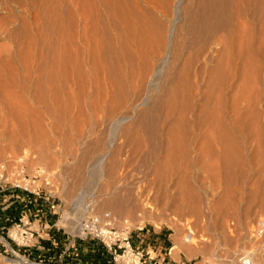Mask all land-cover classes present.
I'll return each mask as SVG.
<instances>
[{
  "label": "rangeland",
  "instance_id": "rangeland-1",
  "mask_svg": "<svg viewBox=\"0 0 264 264\" xmlns=\"http://www.w3.org/2000/svg\"><path fill=\"white\" fill-rule=\"evenodd\" d=\"M98 1L0 0V164L25 155L52 179L33 221L85 246L81 221L110 224L134 251L107 264H264V0H113L131 32ZM10 245L0 264H71Z\"/></svg>",
  "mask_w": 264,
  "mask_h": 264
},
{
  "label": "built area",
  "instance_id": "built-area-1",
  "mask_svg": "<svg viewBox=\"0 0 264 264\" xmlns=\"http://www.w3.org/2000/svg\"><path fill=\"white\" fill-rule=\"evenodd\" d=\"M28 157L22 155L18 158L8 157L0 164V197L3 199L2 205L12 199L15 193H18L26 199H34L37 208L43 209V204H48L52 197V183L50 173L39 166L29 165ZM54 210L53 207L49 208ZM55 213V211H52ZM34 222V221H33ZM34 225H31L28 218H21L3 228L2 233H5L10 241L6 240L4 236L0 235V244L2 247L17 256L18 254L10 245L21 246L24 248H33L37 245V230H34ZM262 227V225H261ZM262 229H257L255 232L256 236L261 235ZM185 241L190 242L193 237V233L190 229H186ZM12 232L18 235V240L12 237ZM78 237L82 240H92L98 242L106 251L113 255V259L117 262L120 255L118 251L124 249L125 253H133V248L130 244L128 235L122 232H118L110 227V224L101 225L96 218H88L80 223ZM172 247L168 249V255L171 254ZM136 259L139 264H144L145 260L143 255L136 253ZM238 264H254L253 257L250 253H242L238 257ZM169 264H197L192 261L181 260L178 262L170 261ZM203 264H217L216 261H206Z\"/></svg>",
  "mask_w": 264,
  "mask_h": 264
},
{
  "label": "crops",
  "instance_id": "crops-1",
  "mask_svg": "<svg viewBox=\"0 0 264 264\" xmlns=\"http://www.w3.org/2000/svg\"><path fill=\"white\" fill-rule=\"evenodd\" d=\"M41 212L42 210L37 208L34 199H26L22 195L15 193L14 197L0 209V231L5 227L10 226L12 222H15L16 220L28 218L30 222L32 221L31 224L34 225V230L38 231V240L35 247L22 248L20 250L21 253H24L27 257H33L41 262L52 263H59L62 260L68 259L71 264H81V262H83V264H107L105 261V254L108 253V251H106L98 242L90 240L92 241V245L85 246L80 242L75 243L74 239H68L65 241L59 239L55 231L51 230L50 220L39 222L36 219L33 222V217L31 216L36 214L41 219V216L38 215ZM58 240L62 242H59ZM85 247H88L87 249L90 250H101L102 254L98 253L95 256L96 259H87L85 256H82L86 251ZM92 256L94 255L92 254Z\"/></svg>",
  "mask_w": 264,
  "mask_h": 264
},
{
  "label": "bare ground",
  "instance_id": "bare-ground-1",
  "mask_svg": "<svg viewBox=\"0 0 264 264\" xmlns=\"http://www.w3.org/2000/svg\"><path fill=\"white\" fill-rule=\"evenodd\" d=\"M94 1H95V0H94ZM97 1H98V0H97ZM99 1H100V0H99ZM99 1H98V2H99ZM104 1H105V0H104ZM104 1H103V2H104ZM107 1H108V4H107V5H109L108 10L110 9L112 15L117 16L116 18L120 17V20L123 22V24H122L123 32H125L124 30H126V29H127L126 31L129 30V32H131V31H130V30H131V29H130V25L128 24V23H129V22H128V21H129V20H128V17H129V16L127 15V16H128V17H127V20H128V21H127L126 19L123 18V16H124L126 13H125V14L121 13L122 11L120 10V9H121L120 7H119V9H117V8H118V7H117L118 4H114V3L112 2L113 0H107ZM239 1H240V0H237L236 2L238 3ZM88 2H90V1H88ZM92 2H93V1H92ZM103 2H102V5H103ZM115 2H116V1H115ZM118 2H119V4L122 5V6H123V4H124V5L126 4V3H124V0H118ZM129 2H130V1H129ZM218 2L220 3V0H215V3H214L215 6H216V4H218ZM224 2H225V1H223V3H224ZM230 2H231V0H230ZM230 2H229V3H230ZM242 2H243V1H242ZM259 2H260V0H259ZM263 2H264V1H263ZM239 3H240V5H241V2H239ZM239 3H238V4H239ZM96 4H97V3H96ZM96 4H95V5H96ZM127 4H128V3H127ZM233 4H234V2H233ZM259 4H260V3H259ZM262 4H263V3H261V6H262ZM90 5H91V4H90ZM132 5H133V2H132ZM211 5H212V4H211ZM224 5H225V4H224ZM227 5H228V4H227ZM229 5H230V4H229ZM229 5H228V6H229ZM242 5H243V3H242ZM242 5H241V6H242ZM257 5H258V4H257ZM88 6H89V5H88ZM91 6L93 7V5H91ZM91 6H89L88 8H90ZM105 6H106V3H105ZM212 6H213V5H212ZM222 6H223V5H222ZM228 6L225 5L226 9H228V8L230 7V6H229V7H228ZM235 6H236V5H235ZM259 6H260V5H259ZM261 6H260V7H261ZM263 6H264V5H263ZM97 7H98V6H97ZM223 7H224V6H223ZM227 7H228V8H227ZM233 7H234V6H233ZM88 8H87V11L90 12V9H88ZM94 8H95V7H93V9H94ZM133 8H134V7H133ZM139 8H140V7H139ZM218 8H219V5H218ZM220 8H221V6H220ZM236 8H237V7H235V9H236ZM125 9H126V8H125ZM130 9H131V8H130ZM130 9H129V10H130ZM137 9H138V8H137ZM210 9H212V7H211ZM216 9H217V8H216ZM262 9H263V7H262ZM262 9H261V10H262ZM96 10H97V9L95 8V11H96ZM119 10H120L121 12L117 13ZM127 10H128V9H127ZM127 10H125V11H127ZM140 10H141V8H140ZM230 10H232V8H231ZM91 11H92V10H91ZM93 11H94V10H93ZM93 11H92V15H93ZM95 11H94V15H93L94 17L97 15V13L99 12V10L96 11V12H95ZM106 11H107V10H106ZM135 11H136V10H135ZM213 11H214V10H213ZM218 11H219V10H218ZM221 11H226V10L223 9V10H221ZM232 11H233V10H232ZM263 11H264V9H263ZM263 11H261V12L263 13ZM139 12H140V11H138V13H139ZM141 12H142V10H141ZM219 12H220V11H219ZM229 12H230V11H229ZM238 12H239V10H238ZM131 13H132V11H131ZM131 13H130V14H131ZM133 13H134V11H133ZM213 13H214V12H213ZM224 13H225V12H224ZM89 14L91 15V12H90ZM99 14H100V13H99ZM117 14H119V15H117ZM142 14H144V13H142ZM142 14H140V15H142ZM222 14H223V13H222ZM222 14H219V17H220ZM227 14H228V13H227ZM227 14H225V16H226ZM229 14H230V13H229ZM233 14H234V13H233ZM241 14H242V13H241ZM106 15H107V14H105V16H106ZM108 15H109V14H108ZM133 15H134V14H133ZM138 15H139V14H138ZM210 15H212V11H211V10H210ZM214 15H215V13H214ZM230 15H231V14H230ZM236 15H237V14H236ZM98 16H99V15H98ZM103 16H104V15H103ZM103 16H102V18H103ZM109 16H110V15H109ZM109 16H108V17H109ZM150 16H151V15H150ZM152 16H153V15H152ZM212 16H213V15H212ZM225 16H224V17H225ZM237 16H241V15H237ZM263 16H264V15H263ZM100 17H101V16H100ZM100 17H99V20H100ZM111 17H113V16H111ZM132 17H133V16H132ZM132 17H131V18H132ZM140 17H141V16H140ZM145 17H146V16H145ZM153 17H154V16H153ZM210 17H211V16H210ZM213 17H214V16H213ZM213 17H212V18H213ZM215 17H216V16H215ZM229 17H230V16H229ZM96 18L98 19L97 16H96ZM104 18H105V17H104ZM104 18H103V19H104ZM109 18H110V17H109ZM129 18H130V17H129ZM136 18H137V17H136ZM136 18H135V21H136ZM151 18H152V17H151ZM227 18H228V16H227ZM231 18H232V17H231ZM241 18H242V17H241ZM92 19H93V17H92ZM97 19H95V20H97ZM106 19H107V18H106ZM113 19H114V20H113ZM113 19H111V20H109V21L112 22V20H113V22H114V21H115V18H113ZM153 19H155V18H153ZM243 19H244V18H243ZM262 19L264 20V17H263ZM99 20H98L97 22H99ZM137 20H138V18H137ZM239 20H240V19H239ZM100 21H102V20H100ZM103 21H105V20H103ZM133 21H134V18H133ZM147 21H148V20L146 19L145 22H147ZM154 21H155V20H154ZM229 21H230V20H229ZM97 22H96V23H97ZM105 22H107V21H105ZM116 22H117V21H115V23H116ZM130 22H131V23H134V22H132L131 19H130ZM148 22L150 23V21H148ZM148 22H147V24H149ZM151 22H153V20H152ZM156 22H157V21H156ZM100 23H101V22H100ZM103 23H104V22H103ZM107 23H108V25H109V22H107ZM107 23H105V25H106ZM118 23H119V21H118ZM137 23H138V22H137ZM142 23H143L142 21H139V24H141V29L144 30V27H143ZM243 23H244V22H243ZM94 24H95V21H94ZM101 24H102V23H101ZM110 24H111V23H110ZM134 24H135V23H134ZM145 24H146V23H145ZM147 24H146V26H147ZM151 24H152V23H151ZM153 24H154V22H153ZM158 24H159V23H158ZM96 25H97V24H96ZM108 25H107V26H108ZM113 25H114V24H113ZM113 25H111V26H113ZM115 25H116V24H115ZM117 25H118V24H117ZM117 25L115 26V28H117ZM120 25H121V24H120ZM149 25H150V24H149ZM149 25H148V26H149ZM154 25H156V24H154ZM154 25H153V26H154ZM242 25H243V24H242ZM98 26H99V25H98ZM98 26H97V27H98ZM101 26H102V25H101ZM107 26H105V27H107ZM150 26H151V25H150ZM150 26H149V28H150ZM99 27H100V26H99ZM99 27H98V29H99ZM108 27H109V26H108ZM118 27H119V26H118ZM136 27H137V26H136ZM151 27H152V26H151ZM101 28H102V27H101ZM112 28H113V29H112V32H111V33H114V32H113V30H114V26H113ZM133 28H135L134 25H133L132 29H133ZM137 28H139V25H138ZM149 28H148V29H149ZM244 28H247V27H244ZM244 28H243V29H244ZM93 29H94V28H93ZM102 29H104V26H103ZM105 29H106V32H107V28H105ZM108 29H109V28H108ZM122 29L120 28V29H118V31H119V30H122ZM145 29H146V27H145ZM241 29H242V27H241ZM241 29H239V27H238V32H240ZM243 29H242V30H243ZM99 30H100V32L102 31L101 29H99ZM99 30H98V31H99ZM115 30H117V29H115ZM139 30H140V28H139L137 31H135V32H138ZM149 30H150V29H149ZM92 31H93V30H92ZM110 31H111V30L109 29V32H110ZM133 31H134V29H133ZM146 31H147V29H146ZM244 31H245V30H244ZM244 31H243V33H244ZM103 32H104V31H102V34H103ZM106 32H105V33H106ZM119 32H121V31H119ZM123 32H121V33L123 34ZM139 32H141V31H139ZM139 32H138V33H139ZM142 32L144 33V31H142ZM149 32H150V31H149ZM153 32H154V31H153ZM155 32H156V31H155ZM91 33H92V32H91ZM98 33H99V32H98ZM145 33H146V32H145ZM106 34H108V33H106ZM114 34H115V33H114ZM119 34H120V33H119ZM124 34H125V33H124ZM140 34H141V33H140ZM152 34H153V33H152ZM128 35H129V34H128ZM146 35H147V34H145V36H146ZM230 35H231V34H230ZM230 35H228V36H230ZM234 35H235V34H234ZM104 36H105V35H104ZM109 36H112V34H111V35L108 34V37H109ZM115 36H117V35H115ZM115 36H114V37H115ZM118 36H121V35H118ZM133 36H134V32H133ZM137 36H138V34H137ZM139 36H140V35H139ZM142 36H144V35H142ZM99 37H100V36H99ZM108 37H107V40H108ZM114 37H113V38H114ZM130 37H132L131 34H130ZM140 37H141V36H140ZM231 37H232V36H231ZM231 37H230V39H231ZM100 38H101V37H100ZM105 38H106V36H105ZM120 38H122V37H120ZM125 38H126V41H127L128 38H127V37H125ZM125 38H122V39H123V42L120 41V43L123 44L122 47H121V45H120L121 49H122V48H125L126 45H127V43H124V41H125L124 39H125ZM132 38H133V37H132ZM138 38H139V37H138ZM138 38H137V39H138ZM142 38H143V37H142ZM142 38H141V39H142ZM110 39H111V38H110ZM110 39H109V41L111 42ZM117 39H118V37H117ZM249 39H250V38H249ZM112 40H113V39H112ZM115 40H116V39H114V41H115ZM130 40H132V39H130ZM130 40H129V41H130ZM150 40H151V39H150ZM74 41H75V40H74ZM74 41H73V46H74ZM97 41H98V40H96L95 43H98ZM116 41H117V40H116ZM116 41H115V43H113V44H114V46L116 45V47H117L118 42H117V44H116ZM118 41H119V40H118ZM132 41H134V40H132ZM235 41H236V40H235ZM112 42H113V41H112ZM127 42H128V41H127ZM130 42H131V41H130ZM130 42H128V43H130ZM136 42H137V41H136ZM71 43H72V42H71ZM106 43H107V42H106ZM145 43H146V42H145ZM228 43H229V41H228ZM107 44H109L108 46L112 45V43L110 44L109 42H108ZM124 44H126V45L124 46ZM131 44H132V42H131ZM240 44H241V43H240ZM97 45H98V44H97ZM99 45H101V43H100ZM99 45L97 46V48H100V49H101L102 46H99ZM129 45H130V44H129ZM243 45H244V44H243ZM73 46H72V47H73ZM95 46H96V44H95ZM114 46H113V47H114ZM118 47H119V45H118ZM118 47H117V48H118ZM129 47H131V45H130ZM129 47L127 46V48H129ZM241 47H242V46H241ZM97 48H96V50H97V52H98L100 49L98 50ZM75 49H76V48H75ZM102 49H103V48H102ZM110 49H112V48L110 47ZM121 49L119 48L120 53H121L122 50H123V51L125 50V49H122V50H121ZM129 49H130V48H129ZM227 49H228V47H227ZM114 50H115V47H114ZM114 50H113V52H112L111 54L114 53ZM100 51H101V50H100ZM101 52H102V51H101ZM115 52H116V51H115ZM124 52H126V50H125ZM116 53H118V52H116ZM103 54H105V49H104V53H103ZM103 54H102V55H103ZM111 54H110V55H111ZM114 55H115V54H113L112 56H114ZM108 56H109V55H108ZM74 57H75V56H74ZM116 57H117V56H116ZM70 58H71V57H70ZM75 59H76V58H75ZM63 60H64V59H63ZM74 61H75V60H74ZM222 62H223V61H222ZM66 63H67V62H66ZM97 63H98V62H97ZM56 64H58V63H56ZM118 68H119V67H118ZM219 72H220V71H219ZM212 77H214V76H212ZM211 89H212V88H211ZM215 90H216V89H215ZM183 120H184V119H183ZM211 125H212V124H211ZM217 126H218V125H217ZM226 127H227V126H226ZM224 128H225V127H224ZM224 130H225V129H224ZM212 139H214V138H212ZM232 143H233V142H232ZM235 143H236V142H235ZM217 145H218V144H217ZM216 155H217V154H216ZM237 158H238V157H237ZM120 261H121V260H120ZM12 262H13V264H20V261H12ZM127 262H128V261H127ZM21 264H26V263H21ZM128 264H129V262H128Z\"/></svg>",
  "mask_w": 264,
  "mask_h": 264
}]
</instances>
